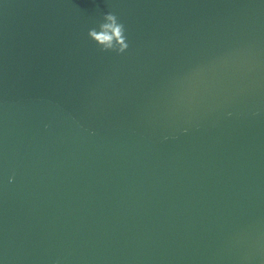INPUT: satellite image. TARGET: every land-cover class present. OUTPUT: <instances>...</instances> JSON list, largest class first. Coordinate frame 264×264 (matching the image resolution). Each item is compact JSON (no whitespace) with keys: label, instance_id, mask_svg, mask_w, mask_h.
I'll list each match as a JSON object with an SVG mask.
<instances>
[{"label":"water","instance_id":"water-1","mask_svg":"<svg viewBox=\"0 0 264 264\" xmlns=\"http://www.w3.org/2000/svg\"><path fill=\"white\" fill-rule=\"evenodd\" d=\"M57 262L264 264V0H0V264Z\"/></svg>","mask_w":264,"mask_h":264},{"label":"clouds","instance_id":"clouds-1","mask_svg":"<svg viewBox=\"0 0 264 264\" xmlns=\"http://www.w3.org/2000/svg\"><path fill=\"white\" fill-rule=\"evenodd\" d=\"M97 28H91L88 36L95 41L102 51L123 53L128 48L125 26L113 12L104 14L103 22ZM58 264V262H57Z\"/></svg>","mask_w":264,"mask_h":264}]
</instances>
